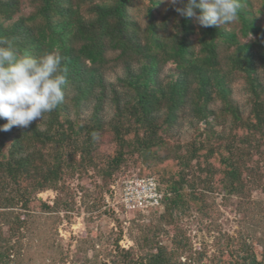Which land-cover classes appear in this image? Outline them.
I'll use <instances>...</instances> for the list:
<instances>
[{"label": "trees", "instance_id": "obj_1", "mask_svg": "<svg viewBox=\"0 0 264 264\" xmlns=\"http://www.w3.org/2000/svg\"><path fill=\"white\" fill-rule=\"evenodd\" d=\"M33 3L32 11L23 15L20 0H0V37H8L20 52L33 56L59 49L62 66L68 68V84L65 101L45 114L42 121H33L28 128L14 126L0 131V208L20 204L26 209L31 194L53 186L64 170L93 165V153L106 134L112 136L116 146L103 169L109 179L126 153H136L142 162L175 154L181 169L174 174L136 173L153 176L162 193L160 205L147 209L149 214L159 210L172 213L189 208V203L203 202L196 190L206 181L192 174L190 166L201 149L191 143L169 145L161 136L172 137L186 115L192 124L204 122L207 140L212 138L224 147L227 155L220 162L226 168L229 189L242 190L237 162L243 156L242 146L253 149L258 132L264 148V104L260 101L264 95V26L258 17H264V0H241L237 32L224 26L201 27L194 18L175 11L183 4H165L163 0H147L140 6L139 0ZM135 9L144 26L132 14ZM108 51L116 52L117 59L124 62L123 77L117 80L125 90L121 95L109 89L103 76ZM134 56L140 61L135 71L127 63ZM169 62L173 70L163 81L161 67ZM225 65L228 73L238 71L244 75L247 93L252 97L250 116H241L240 107L231 99L222 69ZM217 101L219 114L211 108ZM105 106L110 113L107 120ZM85 110L89 111L86 118L81 117ZM227 115L250 132L241 140V146L232 145L224 130L214 128ZM5 123L0 119V126ZM65 152H78L79 161H74L72 155L63 158ZM208 152L211 154L210 147L205 157ZM196 168L200 170L198 165ZM187 188L195 192L191 194ZM25 215L16 213L4 222L10 224L9 229L15 225L13 231H18ZM13 252L9 240L0 234V264H18ZM125 264H170V260L159 248L145 262L141 259ZM247 264L261 263L252 255Z\"/></svg>", "mask_w": 264, "mask_h": 264}, {"label": "rangeland", "instance_id": "obj_2", "mask_svg": "<svg viewBox=\"0 0 264 264\" xmlns=\"http://www.w3.org/2000/svg\"><path fill=\"white\" fill-rule=\"evenodd\" d=\"M92 1L96 4L112 2ZM139 1V6L147 2ZM163 2L168 4L169 0ZM20 3L21 14L26 15L32 11L33 0H20ZM133 11L136 13L132 14L144 26L145 22L138 9ZM258 17L264 26V17ZM221 26L234 32L240 28L237 21ZM117 55L112 51L106 53L108 61L103 67V76L109 89L114 88L121 95L125 90L117 80L123 77L124 62L118 60ZM127 63L134 71L140 65L135 56L128 58ZM227 67L225 65L222 69L227 75L231 99L240 107L241 116H250L252 97L247 93L244 75L238 71L228 73ZM172 70L173 63L163 65L161 79L164 81V77L168 78ZM260 101L264 104L263 94ZM211 108L219 114L218 101ZM105 109L107 120L110 113L107 106ZM88 113L87 110L82 111L81 117L86 118ZM222 120L214 126L215 130H224L228 140L233 142L232 145L241 146V140L250 133L248 128L234 123L228 115ZM192 123L186 115L181 119L179 127L173 130L172 137L161 136L169 145L191 143L201 149L198 152L199 158L193 159L190 166L194 170L192 174L196 173L206 181L205 185H199L196 190V193L202 194L203 202L189 203V208L172 213L159 210L149 214V211L138 212L134 209H107L105 195H108L114 181L137 176L138 172L170 175L181 168L174 153L161 160L155 158L144 162L136 153H126L124 161L112 172L110 179L114 177L110 182L103 175V169L116 146L112 136L106 134L93 153V165L84 169L73 167L64 170L60 180L53 186L31 194L26 209L21 208L20 204L0 208V234L12 245L15 263L125 264L141 259L145 262L148 255L163 248L170 264H247L252 255L264 264V148L259 133H255L257 141L254 148L242 146L243 156L237 158L238 177L243 183L239 192L229 189L226 168L220 162L221 157L227 155L224 147L212 138L207 140L203 130L204 122ZM209 147L211 154L208 152L205 157ZM67 155L69 153H63V158L72 155L74 161L80 159L78 152ZM197 165L200 170H197ZM187 191L191 194L195 192L190 188ZM16 213L21 217L27 213V216L18 231H13L15 225L9 229L10 224L4 221L13 218Z\"/></svg>", "mask_w": 264, "mask_h": 264}, {"label": "clouds", "instance_id": "obj_3", "mask_svg": "<svg viewBox=\"0 0 264 264\" xmlns=\"http://www.w3.org/2000/svg\"><path fill=\"white\" fill-rule=\"evenodd\" d=\"M181 16L194 18L201 27H217L238 19L241 0H169ZM198 10V11H197ZM68 68L62 66L59 49L33 56L20 52L8 37H0V119L7 123L0 131L14 126L28 128L42 121L65 101Z\"/></svg>", "mask_w": 264, "mask_h": 264}, {"label": "built area", "instance_id": "obj_4", "mask_svg": "<svg viewBox=\"0 0 264 264\" xmlns=\"http://www.w3.org/2000/svg\"><path fill=\"white\" fill-rule=\"evenodd\" d=\"M158 186L153 176L118 179L110 185V191L105 195L106 207L113 211L120 208V211L134 209L138 212L157 207L162 199Z\"/></svg>", "mask_w": 264, "mask_h": 264}]
</instances>
